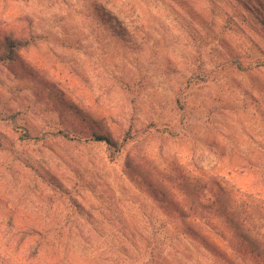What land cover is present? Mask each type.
Returning <instances> with one entry per match:
<instances>
[{"label":"rangeland","instance_id":"obj_1","mask_svg":"<svg viewBox=\"0 0 264 264\" xmlns=\"http://www.w3.org/2000/svg\"><path fill=\"white\" fill-rule=\"evenodd\" d=\"M245 1L0 0V264H134L155 244L166 264H264L229 231L230 263L173 244L144 184L217 177L261 203L264 244V6Z\"/></svg>","mask_w":264,"mask_h":264},{"label":"trees","instance_id":"obj_2","mask_svg":"<svg viewBox=\"0 0 264 264\" xmlns=\"http://www.w3.org/2000/svg\"><path fill=\"white\" fill-rule=\"evenodd\" d=\"M238 1L241 2V0ZM245 4L248 9H253L257 7V4L264 6V0H248ZM240 19L247 24L245 18L239 13L228 16V28L235 26V22H241ZM94 138L96 141H104L111 147H115L114 143L103 138V135H94ZM210 183H213V187L209 186ZM144 184L151 192L153 200L163 205L161 216L180 221L182 225V228H179L180 225H166V234L167 232L171 234L170 239L189 240L198 244L208 254L230 263L231 259L228 257L227 250L217 243V240L225 242L227 231H229L232 238L238 240L239 250H236V253H239L243 245H249L253 252L259 251L257 256L264 259V247L262 248L264 244L259 241V235L254 234V230L247 229V225L250 224L253 229L257 227L255 213L262 210L261 203L252 207L254 202L248 201L252 197L237 195L217 177H209L205 180L201 177H191L186 173L176 177L168 176L162 179L159 177L156 180L148 176ZM210 219H216L222 225H212ZM175 240L173 244L176 243ZM160 248L161 246L153 245L151 251L147 252L148 258H134V264H166L168 261L163 251H159Z\"/></svg>","mask_w":264,"mask_h":264}]
</instances>
